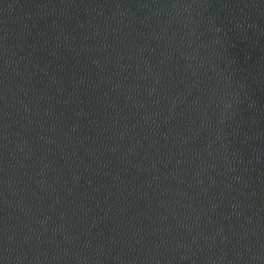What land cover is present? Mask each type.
Wrapping results in <instances>:
<instances>
[{
	"label": "water",
	"instance_id": "1",
	"mask_svg": "<svg viewBox=\"0 0 264 264\" xmlns=\"http://www.w3.org/2000/svg\"><path fill=\"white\" fill-rule=\"evenodd\" d=\"M0 264H264V0H0Z\"/></svg>",
	"mask_w": 264,
	"mask_h": 264
}]
</instances>
